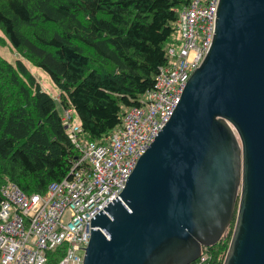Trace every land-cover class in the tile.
Segmentation results:
<instances>
[{
    "label": "water",
    "instance_id": "obj_1",
    "mask_svg": "<svg viewBox=\"0 0 264 264\" xmlns=\"http://www.w3.org/2000/svg\"><path fill=\"white\" fill-rule=\"evenodd\" d=\"M216 13L167 121L91 217L83 264H191L234 217L223 264H264V0Z\"/></svg>",
    "mask_w": 264,
    "mask_h": 264
},
{
    "label": "trees",
    "instance_id": "obj_2",
    "mask_svg": "<svg viewBox=\"0 0 264 264\" xmlns=\"http://www.w3.org/2000/svg\"><path fill=\"white\" fill-rule=\"evenodd\" d=\"M186 2L0 0V44L20 56L10 61L0 53V191L13 181L43 192L68 174L79 151L63 108L77 114L82 137L106 140L168 62L167 47L177 41L175 8ZM28 63L50 75L56 95ZM234 223L209 246L207 264H223Z\"/></svg>",
    "mask_w": 264,
    "mask_h": 264
},
{
    "label": "built area",
    "instance_id": "obj_3",
    "mask_svg": "<svg viewBox=\"0 0 264 264\" xmlns=\"http://www.w3.org/2000/svg\"><path fill=\"white\" fill-rule=\"evenodd\" d=\"M219 0H187L176 7L177 41L167 47L154 85L126 110L103 142L82 137L70 108L60 115L79 151L70 170L43 192L6 181L0 199V264H83L91 217L119 195L139 156L170 116L182 89L211 45ZM225 236V235H224ZM203 246L195 264H207Z\"/></svg>",
    "mask_w": 264,
    "mask_h": 264
},
{
    "label": "rangeland",
    "instance_id": "obj_4",
    "mask_svg": "<svg viewBox=\"0 0 264 264\" xmlns=\"http://www.w3.org/2000/svg\"><path fill=\"white\" fill-rule=\"evenodd\" d=\"M1 33V31H0ZM0 53L9 59L10 61H15L19 56L17 51L13 49L11 44L7 43L6 45L0 44ZM29 68L31 71L34 73V75L38 78V80L41 82L43 88H45L47 91H49L51 94L56 95L57 93V88L50 77V75L44 71L42 68L33 65L31 63H28ZM59 110L61 109L60 106L58 105ZM61 112V111H60ZM74 121H78L77 114L74 113Z\"/></svg>",
    "mask_w": 264,
    "mask_h": 264
}]
</instances>
